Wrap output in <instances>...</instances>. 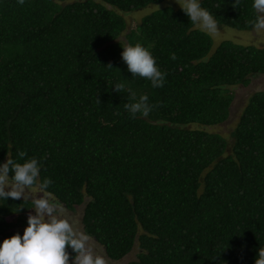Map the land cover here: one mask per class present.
Instances as JSON below:
<instances>
[{"label":"trees","instance_id":"obj_1","mask_svg":"<svg viewBox=\"0 0 264 264\" xmlns=\"http://www.w3.org/2000/svg\"><path fill=\"white\" fill-rule=\"evenodd\" d=\"M163 1L0 0V165L22 163L20 151L40 159L48 191L68 211L82 206V230L112 261L137 248L127 264H255L264 91L228 135L213 128L229 118L231 88L264 75V48L223 41L212 51L182 9L164 5L128 26L126 14ZM253 2L200 0L218 27L240 32L254 31ZM136 43L150 46L163 87L128 71L123 46ZM121 82L148 95V117L125 109ZM32 208L0 199V244L23 235Z\"/></svg>","mask_w":264,"mask_h":264},{"label":"clouds","instance_id":"obj_2","mask_svg":"<svg viewBox=\"0 0 264 264\" xmlns=\"http://www.w3.org/2000/svg\"><path fill=\"white\" fill-rule=\"evenodd\" d=\"M176 2L193 26L209 33L217 32V20L201 6L200 0ZM18 3L23 5L25 0H18ZM239 4L240 0H235L233 7ZM252 7L255 18L248 23L259 33L264 31V0H254ZM122 59L133 77L149 80L154 88L164 86L166 73L157 66L150 46L127 44L123 46ZM171 59H176L175 53ZM106 67L113 66L109 63ZM114 88L118 93L124 90L130 93V102L124 107L132 118L137 114L148 117L155 107L149 103L147 94L137 97V93L126 88L125 83H117ZM25 157L27 153L20 151L18 158L22 163L7 158L0 165V199L31 198L34 210V214L28 216V226L23 235L17 233L0 244V264H109L106 255L96 249L92 236L74 226L71 218L64 215L61 202L48 191L52 181L50 178L41 179V160ZM69 248L75 253L74 257ZM255 264H264V248L259 249Z\"/></svg>","mask_w":264,"mask_h":264},{"label":"rangeland","instance_id":"obj_3","mask_svg":"<svg viewBox=\"0 0 264 264\" xmlns=\"http://www.w3.org/2000/svg\"><path fill=\"white\" fill-rule=\"evenodd\" d=\"M162 5L166 7H171L175 10L182 9L181 6L176 2V0H165L158 5H151L145 9L126 14L124 17L127 21L128 26L130 28L134 27L136 24L139 23L142 17L152 13L153 11H155L156 8ZM195 28L207 33L211 37L212 51L215 50L218 47V45L223 41H231L233 43L241 44V45L252 44L259 48H264V31L259 33L256 32L255 30L250 32H240L229 28L218 27L217 32L209 33L200 28L197 27ZM120 40L124 41V38H120ZM231 91L233 93V101L230 107L229 118L222 125L213 128V131L218 132L219 134L222 135H228L231 132V130L235 127L243 108L247 104L248 98L255 92L264 91V75L255 76L251 78V81L247 86H242V85L236 86L231 88ZM21 199L23 200V198ZM25 200L32 202L31 198ZM30 213L34 214V210L32 209L28 212L27 218ZM63 213L64 215H67L71 218L75 227L82 230V224H81L82 206L76 207L74 211H68L63 207ZM25 229L26 227L23 230ZM93 243L96 249L105 255L103 247L98 245L94 240ZM136 253H137V248H134L130 254H128L126 257H124L119 261H112L108 259L109 264H127L135 259Z\"/></svg>","mask_w":264,"mask_h":264}]
</instances>
